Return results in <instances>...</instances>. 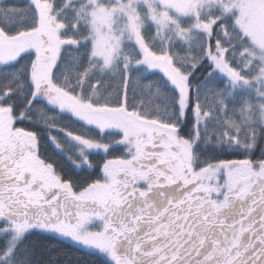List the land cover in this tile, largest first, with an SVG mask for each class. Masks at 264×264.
Listing matches in <instances>:
<instances>
[{"label":"snow or ice","instance_id":"6c2138e0","mask_svg":"<svg viewBox=\"0 0 264 264\" xmlns=\"http://www.w3.org/2000/svg\"><path fill=\"white\" fill-rule=\"evenodd\" d=\"M0 264H264V0H0Z\"/></svg>","mask_w":264,"mask_h":264}]
</instances>
